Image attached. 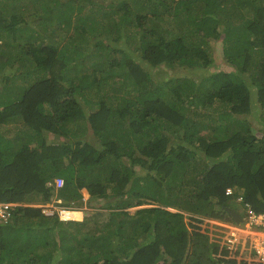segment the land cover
<instances>
[{
    "label": "trees",
    "instance_id": "16d2710c",
    "mask_svg": "<svg viewBox=\"0 0 264 264\" xmlns=\"http://www.w3.org/2000/svg\"><path fill=\"white\" fill-rule=\"evenodd\" d=\"M210 38L235 69L208 70ZM259 108L264 125V0H0V200L101 201L17 206L0 264H248L202 226L240 223L239 194L264 211Z\"/></svg>",
    "mask_w": 264,
    "mask_h": 264
},
{
    "label": "rangeland",
    "instance_id": "374dc122",
    "mask_svg": "<svg viewBox=\"0 0 264 264\" xmlns=\"http://www.w3.org/2000/svg\"><path fill=\"white\" fill-rule=\"evenodd\" d=\"M13 20L14 19L11 20V23L13 22ZM14 21L17 22L16 20H14ZM222 35H224V33ZM210 41L213 44L215 61H214V65L211 66L208 70H214V69H228V70H232V69H235V66L233 64L229 63L224 58V55H223V40L222 39L215 40V38H210ZM112 43L117 44V45L123 44V38L117 37L116 39H114L112 41ZM135 54H136L135 57H137L136 60L140 59V51L139 52H135ZM166 71H168V73L170 75H185V74H188V73L189 74L192 73V70L188 69V68H180V67L170 68L168 66H163V65H161L159 67H155L153 72H154V76L155 77H157V76L161 77L162 75H164V73ZM165 76L167 77L169 75H165ZM254 104L256 106L259 105V103L256 102V101L254 102ZM261 112L262 111L259 108L256 111H254L253 113H250L248 115L247 114H243L242 115L243 117H247L248 119H250L252 121V123L257 127V132L260 135L264 134L261 131L262 128L264 129V125L261 122L262 120L258 118ZM215 116H217L216 113H215ZM11 127H12V131H14V132H11V134H14L15 132L18 131V128L20 126L18 124H16V123H14V125H13V123H10V127H9L10 130H11ZM2 129H6V127L3 126ZM48 138H49V140H58L57 138H54V135H52V134H50L48 136ZM135 168L137 169L138 172H140V171L141 172H145V169L141 168L139 165H136ZM78 189H79V187L73 186L70 189L65 190L64 193H63V196H61L60 198H63L62 200L64 202H66L65 198H68V196H72L73 199L75 200L74 201L75 203H71V205H75L76 207H79V208L82 209L78 213L77 212H73V217L81 216L82 219H83L84 216H85V210H86V208L90 207L89 206L90 203L92 202L94 206H99L101 204V201H100V199L91 201V199L89 198V192H88V190L86 188L85 189L87 191V196L84 195L83 197H80ZM52 194L53 195L50 196V199H45V202H46L45 204L46 205H43V207L44 206H51L48 209L49 211L56 210V207L53 206V205H59L61 203V202H57L56 200H54L55 198L59 197V196H57L58 195L57 192L54 191V192H52ZM42 195H43L44 198L47 197L44 194H42ZM24 202H27L26 198L24 199ZM35 203H37V202H35ZM239 209L242 212V214L244 215L245 214L244 210L242 208H240V207H239ZM135 210H136V207L130 208L131 212H133ZM82 219H80V220H82ZM212 220H215V219H212ZM212 220L208 221L207 223L204 222L202 227L204 229H210L209 232L213 236V233L215 232L213 228H215L218 224H220V225L223 224L222 226L224 227L225 231H224V233L218 235V238H219V240L221 242V240H224L226 238L227 234H228V230H229L228 224H232V223L229 222L231 220H220V221H212ZM242 221L243 220H241L240 223H238V224H235V221L233 223L234 226H236L237 228L239 227L241 229L242 241H239V244H236L232 249L229 250V254L227 255V257L228 256L229 257L230 256L231 257H235L238 260H241L242 258H246L248 264H264V261H262V260H261V262L259 261V258L261 259V257L260 256H256V254H255L256 252H255V249L253 247L255 238L258 239L260 237L259 234L253 235L252 234V230L250 231V234H247V231L244 230V229H248V228H245L246 221L245 220L243 222ZM231 222H233V221H231ZM253 229H254V231H264V223L258 225L257 227H254ZM248 235L251 238L247 237Z\"/></svg>",
    "mask_w": 264,
    "mask_h": 264
},
{
    "label": "built area",
    "instance_id": "2783aa9c",
    "mask_svg": "<svg viewBox=\"0 0 264 264\" xmlns=\"http://www.w3.org/2000/svg\"><path fill=\"white\" fill-rule=\"evenodd\" d=\"M56 187H61L64 184V178L62 176H57L54 181ZM226 193L229 195L234 194V187L230 186L227 187ZM236 202L241 205L242 209L245 211L244 219L245 228L247 234H250L252 230L253 235L259 234V238L254 240V249L256 256H260L259 261H264V231H254V227H257L260 224L264 223V211L257 209L253 203L248 202L245 200L244 195L239 194L236 197ZM17 202L10 201V200H0V221H8L14 215V207L16 206ZM69 208V207H66ZM66 208H62L60 210L61 217L62 211L66 210ZM242 221V222H243ZM232 224H228L229 230L226 238L221 240L220 244L221 247H225L227 251L232 249L236 244H239V241H242L241 229L233 225L234 222H230ZM238 224V223H235ZM223 225V224H222ZM251 238L249 235L247 236Z\"/></svg>",
    "mask_w": 264,
    "mask_h": 264
},
{
    "label": "clouds",
    "instance_id": "9594fccd",
    "mask_svg": "<svg viewBox=\"0 0 264 264\" xmlns=\"http://www.w3.org/2000/svg\"><path fill=\"white\" fill-rule=\"evenodd\" d=\"M50 184H53V182H50ZM25 199V198H24ZM24 199L22 200V201H16V200H10V201H14V202H17V204H16V206L14 207V210H15V208L17 207V206H19V205H35V206H40L41 208H42V211H44L45 213H47V214H51V213H53L55 210H51V211H49L48 209H49V207H51V206H44L43 207V205H41V204H39V203H27V202H24ZM46 199H48V198H46ZM57 202H62L61 200L62 199H59V198H56L55 199ZM44 205H46V204H44ZM53 206H55L56 207V210H57V212H58V214H59V218L61 219V220H74L73 218H64V217H61V213H60V210L62 209V208H66V207H69L70 209H74V208H79V207H76L75 205H65V204H59V205H53ZM238 212V211H237ZM245 212V211H244ZM239 213V212H238ZM236 215H237V213H236ZM245 215V214H244ZM244 215L242 214V215H237V219H239L240 221L241 220H243L244 218ZM239 217H241V219L239 218ZM213 218H208L207 220L208 221H211ZM212 221H220V220H217V219H215V220H212ZM228 222V221H227ZM229 222H231V221H229ZM219 242H220V240H218ZM261 262V261H260Z\"/></svg>",
    "mask_w": 264,
    "mask_h": 264
},
{
    "label": "crops",
    "instance_id": "0c3cea01",
    "mask_svg": "<svg viewBox=\"0 0 264 264\" xmlns=\"http://www.w3.org/2000/svg\"><path fill=\"white\" fill-rule=\"evenodd\" d=\"M32 192H38V193L41 194V195L43 194V193H41V192H39V191H37V190H34V191H32ZM32 192H30V193H32ZM28 194H29V193H28ZM42 196H43V195H42ZM25 198H26V197H25ZM46 198H47V197H45L44 200H45ZM55 199H56V198H55ZM55 199H54V200H55ZM49 202H50V201H49ZM39 204L44 205V203H41V202H40Z\"/></svg>",
    "mask_w": 264,
    "mask_h": 264
},
{
    "label": "water",
    "instance_id": "95a60500",
    "mask_svg": "<svg viewBox=\"0 0 264 264\" xmlns=\"http://www.w3.org/2000/svg\"><path fill=\"white\" fill-rule=\"evenodd\" d=\"M237 213V215L239 216V213L238 212H236ZM240 219H241V217H239Z\"/></svg>",
    "mask_w": 264,
    "mask_h": 264
},
{
    "label": "flooded vegetation",
    "instance_id": "af4514ba",
    "mask_svg": "<svg viewBox=\"0 0 264 264\" xmlns=\"http://www.w3.org/2000/svg\"><path fill=\"white\" fill-rule=\"evenodd\" d=\"M236 212H237V211H236ZM236 212H235V216L237 217Z\"/></svg>",
    "mask_w": 264,
    "mask_h": 264
},
{
    "label": "bare ground",
    "instance_id": "6f19581e",
    "mask_svg": "<svg viewBox=\"0 0 264 264\" xmlns=\"http://www.w3.org/2000/svg\"><path fill=\"white\" fill-rule=\"evenodd\" d=\"M258 233H259V231H258Z\"/></svg>",
    "mask_w": 264,
    "mask_h": 264
}]
</instances>
